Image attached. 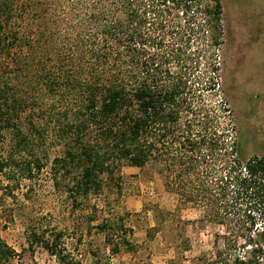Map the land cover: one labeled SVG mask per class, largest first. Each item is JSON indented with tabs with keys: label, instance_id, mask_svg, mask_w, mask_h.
Here are the masks:
<instances>
[{
	"label": "trees",
	"instance_id": "obj_1",
	"mask_svg": "<svg viewBox=\"0 0 264 264\" xmlns=\"http://www.w3.org/2000/svg\"><path fill=\"white\" fill-rule=\"evenodd\" d=\"M221 22V0H0V143L12 134L0 175L40 172L34 148L49 136L53 187L73 204L121 166L150 167L180 207L223 229L209 264H262L264 156L246 157L225 102L204 96ZM61 236L26 228L30 249L67 264ZM14 255L0 236V264Z\"/></svg>",
	"mask_w": 264,
	"mask_h": 264
},
{
	"label": "rangeland",
	"instance_id": "obj_2",
	"mask_svg": "<svg viewBox=\"0 0 264 264\" xmlns=\"http://www.w3.org/2000/svg\"><path fill=\"white\" fill-rule=\"evenodd\" d=\"M221 5L222 43L210 52L208 61L217 69L210 74L216 86L204 96L214 106L225 102L245 156H264V0H221ZM21 22L15 26L23 30ZM24 118L25 114L22 127L27 126ZM11 137L4 133L0 158ZM34 149L42 169L31 179L9 181L0 175V236L15 253L10 264H60L42 247H28L26 228L61 233L60 242L71 260L67 264H205V260L209 264L213 260L214 243L223 229L203 219L200 210L180 207L152 168L121 166L113 180L102 177L99 194L73 204L53 187L51 168L58 143L49 136ZM104 223L107 228L102 231L97 226ZM106 234L113 244L125 241L131 247L119 245L112 251ZM230 263L227 259L225 264Z\"/></svg>",
	"mask_w": 264,
	"mask_h": 264
}]
</instances>
